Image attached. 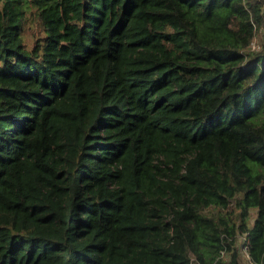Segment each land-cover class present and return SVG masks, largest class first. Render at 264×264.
<instances>
[{
	"label": "trees",
	"instance_id": "1",
	"mask_svg": "<svg viewBox=\"0 0 264 264\" xmlns=\"http://www.w3.org/2000/svg\"><path fill=\"white\" fill-rule=\"evenodd\" d=\"M262 31L264 0H0V264H239L238 232L264 264Z\"/></svg>",
	"mask_w": 264,
	"mask_h": 264
},
{
	"label": "rangeland",
	"instance_id": "2",
	"mask_svg": "<svg viewBox=\"0 0 264 264\" xmlns=\"http://www.w3.org/2000/svg\"><path fill=\"white\" fill-rule=\"evenodd\" d=\"M39 24L36 21V18H34L33 16H29L25 22L24 25V31L22 32V35L24 37V41L26 42L27 46H31L33 41L32 38L34 35H36L39 32ZM264 39V32H260L258 35L255 36V38L252 40L251 46L250 47H257L260 44V41H262ZM230 211L234 210L232 209V207H230L229 209ZM208 211H214L213 209H208ZM248 216L246 217V223L249 224L251 226L254 218L256 217V213L254 212L253 209L248 211ZM192 264H197L196 260L194 258H192ZM239 263L243 264V258L242 256H240L239 258Z\"/></svg>",
	"mask_w": 264,
	"mask_h": 264
},
{
	"label": "built area",
	"instance_id": "3",
	"mask_svg": "<svg viewBox=\"0 0 264 264\" xmlns=\"http://www.w3.org/2000/svg\"><path fill=\"white\" fill-rule=\"evenodd\" d=\"M250 48L252 50H257L259 48V46H257L256 48L255 47H250ZM233 204L234 203L232 201L229 205V208L233 207ZM236 237L237 238H236V242L234 244V247L236 249L237 254L239 255V258H240V256H242L243 264H253L251 253H249L250 234L246 233V232H243V233L238 232ZM220 254H221V256L224 255L222 252H220Z\"/></svg>",
	"mask_w": 264,
	"mask_h": 264
}]
</instances>
